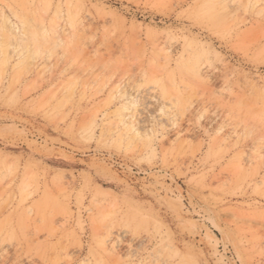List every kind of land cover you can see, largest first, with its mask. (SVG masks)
Returning a JSON list of instances; mask_svg holds the SVG:
<instances>
[{"label":"rangeland","instance_id":"1","mask_svg":"<svg viewBox=\"0 0 264 264\" xmlns=\"http://www.w3.org/2000/svg\"><path fill=\"white\" fill-rule=\"evenodd\" d=\"M0 264H264V0H0Z\"/></svg>","mask_w":264,"mask_h":264},{"label":"bare ground","instance_id":"2","mask_svg":"<svg viewBox=\"0 0 264 264\" xmlns=\"http://www.w3.org/2000/svg\"><path fill=\"white\" fill-rule=\"evenodd\" d=\"M130 121V120H129ZM108 245V244H107ZM108 249V248H107Z\"/></svg>","mask_w":264,"mask_h":264}]
</instances>
